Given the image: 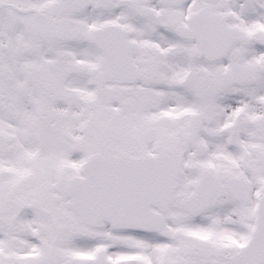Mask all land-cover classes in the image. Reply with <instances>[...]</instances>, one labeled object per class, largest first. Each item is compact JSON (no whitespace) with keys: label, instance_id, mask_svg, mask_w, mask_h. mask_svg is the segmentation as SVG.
Wrapping results in <instances>:
<instances>
[{"label":"snow or ice","instance_id":"snow-or-ice-1","mask_svg":"<svg viewBox=\"0 0 264 264\" xmlns=\"http://www.w3.org/2000/svg\"><path fill=\"white\" fill-rule=\"evenodd\" d=\"M0 264H264V0H0Z\"/></svg>","mask_w":264,"mask_h":264}]
</instances>
